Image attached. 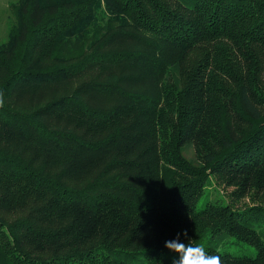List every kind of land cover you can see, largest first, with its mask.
Segmentation results:
<instances>
[{"label":"trees","instance_id":"trees-1","mask_svg":"<svg viewBox=\"0 0 264 264\" xmlns=\"http://www.w3.org/2000/svg\"><path fill=\"white\" fill-rule=\"evenodd\" d=\"M10 10L0 264H173L178 233L210 254L231 237L256 253L220 250L223 264H264V0Z\"/></svg>","mask_w":264,"mask_h":264},{"label":"rangeland","instance_id":"rangeland-1","mask_svg":"<svg viewBox=\"0 0 264 264\" xmlns=\"http://www.w3.org/2000/svg\"><path fill=\"white\" fill-rule=\"evenodd\" d=\"M18 0H0V45L4 44L7 42L8 39V32L9 29L12 25L13 19L11 16V10H10V5L17 3ZM75 84H67L61 87L59 89V93H67L71 91L74 88ZM195 148L192 149L191 153L187 154V156L192 157L193 156V151ZM221 192H230L233 188L231 187H225L222 184L216 183L214 184ZM218 192L215 191L214 196L211 197L213 199H218L220 195H218ZM244 201L248 202V198L244 199ZM242 201V202H244ZM242 205L241 203H239ZM206 247V244H203ZM211 247H215L221 251H228L233 254H250V255H255L256 250L255 248L251 246H246L244 248L241 245H237L233 242H231V237H226L225 239L217 240L215 243L211 244Z\"/></svg>","mask_w":264,"mask_h":264},{"label":"clouds","instance_id":"clouds-1","mask_svg":"<svg viewBox=\"0 0 264 264\" xmlns=\"http://www.w3.org/2000/svg\"><path fill=\"white\" fill-rule=\"evenodd\" d=\"M183 235L187 238V232ZM165 247L179 257L173 261V264H223L219 249L214 254H210L202 244L194 245L191 240L188 244H184L180 242L179 233L175 240L166 241Z\"/></svg>","mask_w":264,"mask_h":264}]
</instances>
